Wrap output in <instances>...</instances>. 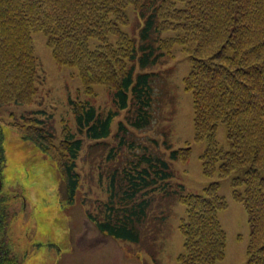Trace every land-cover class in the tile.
Returning <instances> with one entry per match:
<instances>
[{
  "label": "trees",
  "instance_id": "1",
  "mask_svg": "<svg viewBox=\"0 0 264 264\" xmlns=\"http://www.w3.org/2000/svg\"><path fill=\"white\" fill-rule=\"evenodd\" d=\"M36 31L79 82L77 95L66 98L71 123L61 131L40 103L46 75L34 54ZM175 46L190 65L181 84L190 97L193 140L206 142L201 172L221 177L245 167L232 178L231 194L245 210V264H264V0H0V264H40L49 255L28 227L10 226L17 214L2 190L5 129L52 161L64 188L58 201H77L84 218L125 253L129 246L154 259L179 203L176 264L222 258L217 212L226 202L217 184L185 192L172 161H184L188 147L169 148L148 134L159 86L174 70L164 63ZM96 84L105 97L98 104ZM218 123L229 150L215 145ZM69 250L60 247L61 254Z\"/></svg>",
  "mask_w": 264,
  "mask_h": 264
},
{
  "label": "rangeland",
  "instance_id": "2",
  "mask_svg": "<svg viewBox=\"0 0 264 264\" xmlns=\"http://www.w3.org/2000/svg\"><path fill=\"white\" fill-rule=\"evenodd\" d=\"M125 12L130 20V10L126 9ZM32 39L34 54L46 75L40 103L53 114L56 131H61L64 121L67 122L66 125L71 123L66 114V98L77 95V89L80 90L79 82L66 66L58 65L53 60L51 50L46 44L47 36L43 32H33ZM169 59L164 65L170 64L174 70L167 82L159 86L161 94L154 108L156 122L148 134H157L169 148L188 147V155L184 161H172L177 179L183 184L185 192L199 193L209 184H217L216 193L226 202V206L217 212L225 241L222 258L213 264H245V246L248 238L246 215L243 205L234 200L231 194L232 178L242 177L245 167H236L221 177L215 172L210 175L201 172L200 155L206 147V142L205 139L193 140L190 97L181 84V78L189 70L188 57L175 46L172 58ZM92 88L95 92L94 103H101L105 98L103 86L96 84ZM80 98L85 97L80 95ZM214 140L217 147L230 149L223 123H218L215 127ZM3 150L5 165L2 172V190L7 197H11L10 204L17 214L16 218L11 219L10 226L16 231L28 227L27 235L32 240H42L43 249H46L49 255L47 259L44 256V263L40 264H176L175 257L182 249L181 236L177 229L179 217L183 215L182 204L174 203L168 235L157 246L158 251L154 259L135 252V249L129 246L126 249L129 254H125L117 242L101 235L84 218L83 208L77 201L66 207L63 201L64 188L60 184L61 179L54 164L29 141L22 139L18 133L5 129ZM241 188L240 185L238 190ZM59 197L63 199L62 204L58 201ZM24 201L25 206L22 207ZM22 238L24 241L26 236ZM65 245H69L70 250L61 254L60 247ZM32 257L36 260L34 254ZM38 259L41 260V256Z\"/></svg>",
  "mask_w": 264,
  "mask_h": 264
},
{
  "label": "crops",
  "instance_id": "3",
  "mask_svg": "<svg viewBox=\"0 0 264 264\" xmlns=\"http://www.w3.org/2000/svg\"><path fill=\"white\" fill-rule=\"evenodd\" d=\"M125 253V252H124ZM125 254H127V253H125Z\"/></svg>",
  "mask_w": 264,
  "mask_h": 264
}]
</instances>
